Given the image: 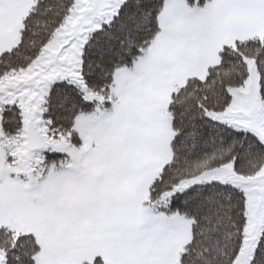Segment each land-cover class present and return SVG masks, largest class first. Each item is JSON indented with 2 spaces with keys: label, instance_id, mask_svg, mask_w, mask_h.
I'll list each match as a JSON object with an SVG mask.
<instances>
[{
  "label": "snow or ice",
  "instance_id": "obj_1",
  "mask_svg": "<svg viewBox=\"0 0 264 264\" xmlns=\"http://www.w3.org/2000/svg\"><path fill=\"white\" fill-rule=\"evenodd\" d=\"M0 264H264V0H0Z\"/></svg>",
  "mask_w": 264,
  "mask_h": 264
}]
</instances>
